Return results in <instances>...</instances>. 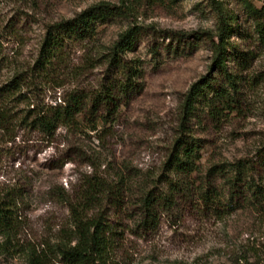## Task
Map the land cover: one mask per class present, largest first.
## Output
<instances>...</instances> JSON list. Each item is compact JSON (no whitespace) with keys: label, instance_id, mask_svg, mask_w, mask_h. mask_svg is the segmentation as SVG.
<instances>
[{"label":"rangeland","instance_id":"374dc122","mask_svg":"<svg viewBox=\"0 0 264 264\" xmlns=\"http://www.w3.org/2000/svg\"><path fill=\"white\" fill-rule=\"evenodd\" d=\"M262 1L249 0L257 10ZM101 2L124 6L130 14L98 23L92 40L69 46L64 65L49 82L23 92L26 102L9 104L15 117L0 131V204L16 195V205L10 241L0 236V264H28L31 250L71 233L64 200L82 190L90 176L111 190L122 178L125 187L120 210L109 194L100 211L111 229L113 264H264L263 213L242 210L217 218L188 194L153 231H137L131 223L136 197L145 189H165L167 161L179 137L202 142L199 174L191 177L195 186L212 165L250 159L264 143V50L243 0H0V88L16 73L30 71L48 26ZM217 9L231 19L230 43L252 54L245 71L232 56L227 62L243 78L241 109L211 123L204 99L212 92L207 91L185 121L189 88L201 79L213 78L216 87L223 82L212 67ZM129 28L138 31L136 44L117 57L120 66L112 64L110 48ZM126 67L136 70L141 90L123 98L112 115L100 112L95 120L84 113L80 132L59 129L48 143L20 122L28 105H55L73 92L89 98L102 86L124 83ZM258 180L264 184V171Z\"/></svg>","mask_w":264,"mask_h":264},{"label":"trees","instance_id":"16d2710c","mask_svg":"<svg viewBox=\"0 0 264 264\" xmlns=\"http://www.w3.org/2000/svg\"><path fill=\"white\" fill-rule=\"evenodd\" d=\"M243 4L256 19L254 32L258 45L264 50V4L259 10L252 7L249 0H243ZM217 11L219 24L211 41L214 52L212 67L220 73L223 82L216 87L213 78L201 79L189 88L182 108L185 121H190L199 100L207 91L212 92L210 98L204 99L206 115L211 123L216 125L224 116L237 114L241 109L243 78L238 73L231 72L227 62L232 56V60L241 68L239 70L245 71L252 54L239 51L230 43L233 33L231 19L224 16L220 9ZM129 14L130 10L124 6L101 2L70 19L48 26L39 56L30 71L16 73L0 88V131H7L15 117L9 104L26 102L28 98L23 92H32L37 85L49 82L56 69L64 65L69 46L92 40L97 35L98 23L126 19ZM137 38L136 28H129L120 34L110 48V62L120 66L117 57L130 51ZM125 70L127 76L124 83L102 86L95 96L87 98L81 93L73 92L55 105H35L32 108L28 105L20 122L48 143L52 142L59 129L78 133L84 113L95 120L100 112L112 115L121 106L123 98L141 90L140 83L134 81L140 79L136 70L131 67H126ZM88 126L94 131L95 121ZM201 143L199 140H184L182 137L176 141L174 152L166 165L169 177L165 189H145L133 203L131 223L137 231H153L161 216H170L177 212L179 200L188 194L197 196L196 200L217 218L242 210L264 214V184L258 180L259 171H264V143L250 159L212 165L204 180L195 186L191 177L199 174ZM122 185L120 178L119 183L111 190L97 177H88L82 190L64 200L70 216L71 233L40 251L31 250L27 255L28 264H113L109 259L110 238L107 237L111 229L103 220L100 211L104 197L109 194L113 196H108V199L113 200L118 210L123 207L126 191ZM15 196L11 195L0 204V236L6 242L10 241L14 229L11 207L16 205Z\"/></svg>","mask_w":264,"mask_h":264}]
</instances>
